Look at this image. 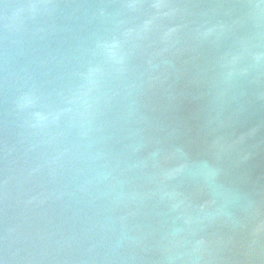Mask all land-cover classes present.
I'll return each instance as SVG.
<instances>
[{"label": "water", "instance_id": "obj_1", "mask_svg": "<svg viewBox=\"0 0 264 264\" xmlns=\"http://www.w3.org/2000/svg\"><path fill=\"white\" fill-rule=\"evenodd\" d=\"M0 264H264V0H0Z\"/></svg>", "mask_w": 264, "mask_h": 264}]
</instances>
